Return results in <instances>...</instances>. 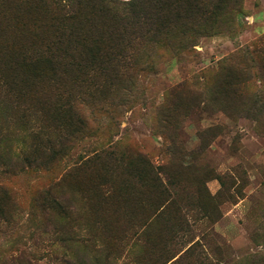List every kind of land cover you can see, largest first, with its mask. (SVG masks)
Returning <instances> with one entry per match:
<instances>
[{
    "label": "rangeland",
    "instance_id": "obj_1",
    "mask_svg": "<svg viewBox=\"0 0 264 264\" xmlns=\"http://www.w3.org/2000/svg\"><path fill=\"white\" fill-rule=\"evenodd\" d=\"M53 11L0 0L1 55L57 49L0 82V264H264V0H164L97 54Z\"/></svg>",
    "mask_w": 264,
    "mask_h": 264
},
{
    "label": "trees",
    "instance_id": "obj_2",
    "mask_svg": "<svg viewBox=\"0 0 264 264\" xmlns=\"http://www.w3.org/2000/svg\"><path fill=\"white\" fill-rule=\"evenodd\" d=\"M39 2H49L53 7L56 18H59V26H67L66 28L72 29L68 32L67 38L79 37L82 42L83 47L90 48L95 54L99 52H105L112 49H116L117 46L113 44H106L103 41L105 37L116 36L118 33L117 29H120L124 32H127L131 35H137L139 32H154L156 33L159 28H155L152 24V18L154 15H158L160 6L164 0H129L125 3L126 11L128 14V20L124 21V25L119 28L116 25H119L114 18L110 19V5L111 7L116 6L117 0H37ZM3 3V2H2ZM124 5V4H123ZM82 6V8H80ZM113 7V8H114ZM90 13L87 16L83 14L88 10ZM155 9H158L154 11ZM52 10V9H51ZM90 15V16H89ZM109 15V17H108ZM112 15V14H111ZM82 19L84 23H81ZM81 23V24H80ZM75 24V26H72ZM147 26L145 29L143 26ZM122 35V34H120ZM113 40V39H112ZM123 48V47H122ZM57 49H44V48H35L31 52L27 51H18L11 53L0 54V61L5 66L0 67V82L4 83L5 80L10 79L8 76L9 72L12 71V66H20V68H25L28 64H43L48 62H55V52ZM54 52V53H53ZM117 52V51H115ZM121 53L118 52L119 58ZM101 58V57H99ZM118 58V57H117ZM10 64V65H7ZM28 76H25L27 79ZM7 87V86H6ZM64 124H67L66 122ZM70 135L72 133H69ZM69 138L62 139L57 141L58 147H55L56 144H52L49 150H52L54 154L56 152H62L64 145L69 142ZM50 191L44 192V200L49 203L53 210H60L62 208L61 202L50 196Z\"/></svg>",
    "mask_w": 264,
    "mask_h": 264
}]
</instances>
